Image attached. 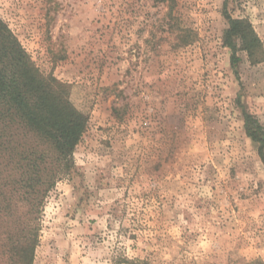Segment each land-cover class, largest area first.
I'll use <instances>...</instances> for the list:
<instances>
[{
	"label": "rangeland",
	"instance_id": "1",
	"mask_svg": "<svg viewBox=\"0 0 264 264\" xmlns=\"http://www.w3.org/2000/svg\"><path fill=\"white\" fill-rule=\"evenodd\" d=\"M226 16L252 24L258 62L231 66ZM0 18L88 116L28 222L32 264H264V166L243 125L264 129V0H0Z\"/></svg>",
	"mask_w": 264,
	"mask_h": 264
},
{
	"label": "trees",
	"instance_id": "2",
	"mask_svg": "<svg viewBox=\"0 0 264 264\" xmlns=\"http://www.w3.org/2000/svg\"><path fill=\"white\" fill-rule=\"evenodd\" d=\"M226 19L223 44L231 52V66L238 62V51L258 62L262 44L252 24L243 18ZM69 88L38 69L0 18V209L10 217L5 225L17 231V236L7 234L6 264H32L38 229L28 222L36 219L33 214L39 215L46 195L73 168V152L88 116L71 103ZM243 125L245 135L258 144L264 166V129L246 112ZM17 203L28 212L16 214Z\"/></svg>",
	"mask_w": 264,
	"mask_h": 264
}]
</instances>
